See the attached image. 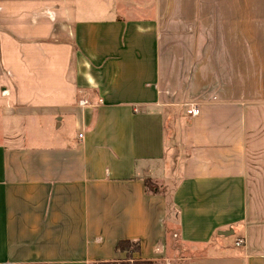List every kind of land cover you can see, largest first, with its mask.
Returning a JSON list of instances; mask_svg holds the SVG:
<instances>
[{"label":"crops","instance_id":"0c3cea01","mask_svg":"<svg viewBox=\"0 0 264 264\" xmlns=\"http://www.w3.org/2000/svg\"><path fill=\"white\" fill-rule=\"evenodd\" d=\"M75 2L0 0V264H264V0Z\"/></svg>","mask_w":264,"mask_h":264},{"label":"rangeland","instance_id":"374dc122","mask_svg":"<svg viewBox=\"0 0 264 264\" xmlns=\"http://www.w3.org/2000/svg\"><path fill=\"white\" fill-rule=\"evenodd\" d=\"M127 0H76V16L80 20H99L105 19L108 17H114L117 12L118 8H122V5H125ZM122 11V10H121ZM120 11V13H121ZM30 131V127H27ZM26 129V130H27ZM33 133L36 130H31ZM184 257V256H183ZM135 261H140L139 259L135 258ZM133 261H127L126 256L123 259L119 260L117 263L112 264H135ZM155 264H182L183 261L176 260L170 261L167 263L166 261H155Z\"/></svg>","mask_w":264,"mask_h":264},{"label":"trees","instance_id":"16d2710c","mask_svg":"<svg viewBox=\"0 0 264 264\" xmlns=\"http://www.w3.org/2000/svg\"><path fill=\"white\" fill-rule=\"evenodd\" d=\"M146 189L147 192L150 193H156V189H154L153 185L150 182L146 183ZM116 251L118 253H125L126 254V260L133 261L134 260V254L140 252V244L135 243L132 241H120L116 247ZM135 264H155L153 261H135ZM102 264H112V263H102Z\"/></svg>","mask_w":264,"mask_h":264},{"label":"built area","instance_id":"2783aa9c","mask_svg":"<svg viewBox=\"0 0 264 264\" xmlns=\"http://www.w3.org/2000/svg\"><path fill=\"white\" fill-rule=\"evenodd\" d=\"M187 114L190 116V117H196L200 114V109L198 106H191L190 109H188L187 111ZM242 242L238 243V245H240Z\"/></svg>","mask_w":264,"mask_h":264},{"label":"water","instance_id":"95a60500","mask_svg":"<svg viewBox=\"0 0 264 264\" xmlns=\"http://www.w3.org/2000/svg\"><path fill=\"white\" fill-rule=\"evenodd\" d=\"M221 234H225V233H221Z\"/></svg>","mask_w":264,"mask_h":264}]
</instances>
